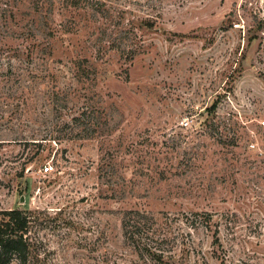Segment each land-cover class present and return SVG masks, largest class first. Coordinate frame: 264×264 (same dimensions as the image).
Here are the masks:
<instances>
[{"label":"rangeland","instance_id":"rangeland-1","mask_svg":"<svg viewBox=\"0 0 264 264\" xmlns=\"http://www.w3.org/2000/svg\"><path fill=\"white\" fill-rule=\"evenodd\" d=\"M12 208L28 264H264V0H0Z\"/></svg>","mask_w":264,"mask_h":264},{"label":"trees","instance_id":"trees-1","mask_svg":"<svg viewBox=\"0 0 264 264\" xmlns=\"http://www.w3.org/2000/svg\"><path fill=\"white\" fill-rule=\"evenodd\" d=\"M156 218L141 210H128L122 220L124 237L141 254H148L152 260L162 261L164 253L154 246ZM33 214L20 208L0 210V264H28L33 244L29 236Z\"/></svg>","mask_w":264,"mask_h":264},{"label":"built area","instance_id":"built-area-1","mask_svg":"<svg viewBox=\"0 0 264 264\" xmlns=\"http://www.w3.org/2000/svg\"><path fill=\"white\" fill-rule=\"evenodd\" d=\"M184 126H188L190 122L187 120V118L182 122ZM53 170L52 164H47L44 166V171L45 172H50Z\"/></svg>","mask_w":264,"mask_h":264},{"label":"water","instance_id":"water-1","mask_svg":"<svg viewBox=\"0 0 264 264\" xmlns=\"http://www.w3.org/2000/svg\"><path fill=\"white\" fill-rule=\"evenodd\" d=\"M24 200H25V198H24V196H22V198H21V201H23V202H24Z\"/></svg>","mask_w":264,"mask_h":264}]
</instances>
